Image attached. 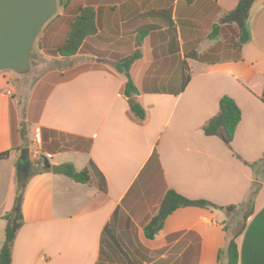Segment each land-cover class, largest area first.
<instances>
[{
  "label": "crops",
  "instance_id": "0c3cea01",
  "mask_svg": "<svg viewBox=\"0 0 264 264\" xmlns=\"http://www.w3.org/2000/svg\"><path fill=\"white\" fill-rule=\"evenodd\" d=\"M238 1L63 0L34 71L0 72V154L9 153L0 161V249L21 149L29 161L41 153L90 178L79 184L50 171L28 180L11 264H225L217 255L232 236L237 264H264V0L249 11L245 43L221 26L210 37ZM86 8L96 13L97 31L82 46L92 66L59 65L69 58L54 53ZM195 41L198 59H187L184 47ZM132 54L129 100L128 78L100 59ZM183 62L190 80L182 90ZM224 96L241 113L230 144L203 133ZM21 125L39 131L41 152L24 145ZM169 190L216 208H179L148 240L143 228Z\"/></svg>",
  "mask_w": 264,
  "mask_h": 264
},
{
  "label": "trees",
  "instance_id": "16d2710c",
  "mask_svg": "<svg viewBox=\"0 0 264 264\" xmlns=\"http://www.w3.org/2000/svg\"><path fill=\"white\" fill-rule=\"evenodd\" d=\"M256 0H239L237 6L231 12L225 14L221 19V24H234L240 30L242 37L240 44L248 40V32L246 29V21L249 11ZM96 13L90 8L82 9L80 13L73 19L70 24L69 32L64 44L54 53L63 58H70L77 54L83 46L84 41L90 36L94 35L97 31L95 23ZM216 34L213 30V35ZM211 35V36H213ZM199 41L190 43L184 47L185 57L187 59L197 60V46ZM139 58L138 54H132L125 58H120L114 61L112 67L120 74L128 78L122 94L127 99H131L137 94V91L130 80L129 69L131 64ZM190 80V71L186 64L183 62L181 73V89L183 90ZM260 100L264 103V92ZM130 112L138 121H143L145 112L142 108L133 101H129ZM241 113L234 101L229 97H222L219 101V111L217 115L211 118L203 127L205 136L224 137L227 144L232 141L235 129L240 121ZM8 152L0 154V161L7 159ZM37 167L36 170L33 168ZM50 172V164L45 157H42L39 163L33 161L23 162L21 159L16 167L15 175V197L11 210L2 216L5 221L4 241L0 249V264H11V249L15 240L16 234L23 226L22 217V201L23 193L28 180L37 174ZM69 179L79 184L89 183V174L87 170L76 172L70 165L64 173ZM196 207L201 209H215L216 207L209 202L202 200H188L179 195L173 190H169L164 195L160 202L157 211L149 220L147 225L143 228L144 236L148 240H152L154 236L161 230L164 220L175 210L179 208ZM233 207H227L231 211ZM224 260L225 264H237L238 254L235 243V236L229 238L225 248L220 249L217 255V262Z\"/></svg>",
  "mask_w": 264,
  "mask_h": 264
},
{
  "label": "water",
  "instance_id": "95a60500",
  "mask_svg": "<svg viewBox=\"0 0 264 264\" xmlns=\"http://www.w3.org/2000/svg\"><path fill=\"white\" fill-rule=\"evenodd\" d=\"M57 10V0H0V72L24 75L30 70L35 40ZM20 156L23 162L29 161V150L22 149ZM66 169L50 166L58 175Z\"/></svg>",
  "mask_w": 264,
  "mask_h": 264
},
{
  "label": "rangeland",
  "instance_id": "374dc122",
  "mask_svg": "<svg viewBox=\"0 0 264 264\" xmlns=\"http://www.w3.org/2000/svg\"><path fill=\"white\" fill-rule=\"evenodd\" d=\"M62 2H63V0H57V3H58L59 7L62 5ZM57 15H58V11H57L56 15L51 19V21L56 19ZM50 22H48V23L50 24ZM49 24H46L44 30L40 32L39 36L35 40V43H34V46H33V53L35 55V58L31 62L30 70L27 73H31V71H34V69L38 65V63L42 61V58L40 57L39 40H40L42 34L44 33V31L49 27L48 26ZM220 26H221V28L224 27V28L229 29L230 34H232V40L234 39V41H235L237 46L240 45L242 34H241L240 30L238 29V27L236 25H234V24H221L220 22L217 23L215 26H213V30H215L216 34L213 35V30H212V32L210 34L211 38H216L219 35ZM211 35H213V36H211ZM83 52H84V48L82 47V48H80V50L77 52L76 55L70 57L69 59H67L65 61L61 60L59 62V65H63L65 63H67L70 66V68H71V67H74V66L77 67L78 64H80L81 62H84L82 66L78 65L79 66L78 68H81V67H83L85 65L86 66H92V64L89 63V62L94 61V59H91L89 57H87V58L83 57V55H84ZM100 60H102V62H105V63H110L111 65H113V63H114V62L108 61L105 58H101ZM85 62H88V63H85ZM60 68L61 69H59V70L62 71L63 70L62 68H65V66L60 67ZM78 68H75L74 71L77 70ZM34 133H35V131L31 135H28V132H27L26 128L24 127V125H21L20 136H21V138H23V140H25L24 145L25 146H29L33 150V155L36 154L35 152H38V153H39V151L41 152V149H39V147H37V145H36L37 141L34 138ZM42 157L43 156H42L41 153L37 154V156H34V158H33V163H39L41 161ZM33 169L36 170L37 167L34 166ZM236 223H238L236 225L237 226L236 228L239 229L241 227V225H242L241 224L242 223L241 219L240 220L238 219L236 221ZM143 235H144V232H143ZM131 255H132V253H131Z\"/></svg>",
  "mask_w": 264,
  "mask_h": 264
},
{
  "label": "built area",
  "instance_id": "2783aa9c",
  "mask_svg": "<svg viewBox=\"0 0 264 264\" xmlns=\"http://www.w3.org/2000/svg\"><path fill=\"white\" fill-rule=\"evenodd\" d=\"M34 138L36 139V141L39 140V131L38 130H35Z\"/></svg>",
  "mask_w": 264,
  "mask_h": 264
}]
</instances>
